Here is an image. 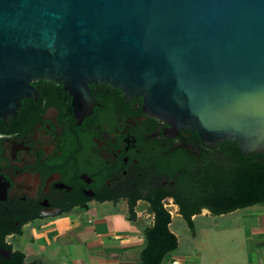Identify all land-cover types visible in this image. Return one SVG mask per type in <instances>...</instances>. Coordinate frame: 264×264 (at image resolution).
I'll list each match as a JSON object with an SVG mask.
<instances>
[{
    "label": "water",
    "instance_id": "1",
    "mask_svg": "<svg viewBox=\"0 0 264 264\" xmlns=\"http://www.w3.org/2000/svg\"><path fill=\"white\" fill-rule=\"evenodd\" d=\"M40 80L79 117L104 84L172 136L264 154V0H0V120Z\"/></svg>",
    "mask_w": 264,
    "mask_h": 264
},
{
    "label": "flooded vegetation",
    "instance_id": "2",
    "mask_svg": "<svg viewBox=\"0 0 264 264\" xmlns=\"http://www.w3.org/2000/svg\"><path fill=\"white\" fill-rule=\"evenodd\" d=\"M32 85L37 98L23 100L9 122L0 120V264H51L39 230L103 204L126 205L131 226L141 235L135 237L141 252L156 218L149 201L182 216L177 179L185 153L201 188L214 173L216 158L227 167V158L217 157L216 146L204 145L196 132L170 135L166 123L144 111L141 97L128 99L118 89L95 84L96 104L79 117L61 86L47 80ZM140 206L150 218L143 226ZM204 213L208 220L214 217L204 207L193 218ZM33 245L47 248L48 257L35 253Z\"/></svg>",
    "mask_w": 264,
    "mask_h": 264
},
{
    "label": "rangeland",
    "instance_id": "3",
    "mask_svg": "<svg viewBox=\"0 0 264 264\" xmlns=\"http://www.w3.org/2000/svg\"><path fill=\"white\" fill-rule=\"evenodd\" d=\"M168 209L172 211L170 229L178 238L180 251L175 256L176 262L167 264H264V245L260 249L257 245L264 243V205L254 206L249 210H238L209 220L210 215L208 213L193 218L198 225L195 237L191 234L183 217L177 214L174 208ZM145 210V206H140L137 209L141 215L139 226H143L145 221H150L149 212ZM115 216L128 219L130 214L126 205H97L87 214L70 217V219L55 223L56 226L52 225L39 230L40 238L43 237L49 241L48 251L52 256L50 247H53L54 244H51L53 241L51 232L56 228L59 232L63 230V233H68L66 228L71 227L68 234L71 244L61 247L59 245L54 246L55 250L52 249V252L55 259L53 256L52 258L49 257L52 259L50 263L89 264L94 262L93 258L106 253L108 244H103L104 241H115L114 234L111 233L112 228L123 227L120 220ZM132 226L133 228L129 229L127 233L120 230L119 232L132 239L125 246H132L133 248L129 251L126 250L128 248H121V251H116V249L109 251L119 254V259L123 260V258L128 257L127 260H134L137 264L141 246L134 247V244H138L135 237L141 238V235L136 232L135 225ZM90 242L93 243V246H90ZM131 242L133 243L131 244ZM32 248L35 253L48 257L47 248L38 245H33ZM24 251L26 254L29 252L28 245L24 247ZM74 261H78V263H74Z\"/></svg>",
    "mask_w": 264,
    "mask_h": 264
},
{
    "label": "trees",
    "instance_id": "4",
    "mask_svg": "<svg viewBox=\"0 0 264 264\" xmlns=\"http://www.w3.org/2000/svg\"><path fill=\"white\" fill-rule=\"evenodd\" d=\"M213 148L217 157L221 154L227 158V167L216 158L214 173L206 179L205 188L197 184L191 159L186 153L182 175L177 179L182 191L178 197L181 214L194 237L198 225L193 216L204 207L219 218L223 214L264 205V154H244L237 143L229 142L220 143ZM149 202L155 213V224L146 230L137 264L174 263L175 256L180 251V243L170 229L172 217L159 201ZM134 205L131 204V218L135 217Z\"/></svg>",
    "mask_w": 264,
    "mask_h": 264
},
{
    "label": "crops",
    "instance_id": "5",
    "mask_svg": "<svg viewBox=\"0 0 264 264\" xmlns=\"http://www.w3.org/2000/svg\"><path fill=\"white\" fill-rule=\"evenodd\" d=\"M249 209L250 208L245 209V210H249ZM115 217H117V219L120 220V223L122 224V226H123L122 228L123 229L122 228H117V227H113L112 228L113 230H111V233L114 234L115 241L114 242H109L108 240L104 241L105 243H103V244H105V245L108 244V246H106V251H105L106 253L99 254L97 256V258H93L92 259L94 262H91L89 264H135L134 260H131V259L130 260L129 259L127 260L126 258H128V257L123 258V260L122 259H119L120 258L119 254H117L116 252H110L109 251V250H112V249H114V250L116 249V251H117V250H120L121 248L122 249L128 248L126 250L129 251V250H131L133 248L132 246H130V247H126L125 246V244L128 243V242H130V240H132V239H130L129 236H126L124 234H120V232H119V230H120V231H124L123 233H125V232L127 233V231H129V229L132 227L131 226L130 216H128V219H122L121 217H118V216H115ZM66 219H70V218H64L63 220H66ZM60 221H57L56 224L57 223H60ZM66 230L70 232L71 231V227H68V229L66 228ZM62 231L59 232V230L55 228L51 232L52 237H53V241H52L51 244H54V246H58L59 245L60 247L63 246V245L71 244L70 237L68 236L69 232L68 233H66V232L63 233ZM122 235H124V236H122ZM42 239H43V237H42ZM46 241H47V239H46ZM48 243H49V241H47V244ZM132 243L133 242H131V244ZM92 244L93 243L90 242V246H93ZM134 245H137V244H134ZM257 245L259 246V249H260V248L263 247L264 243L263 242L262 243H258ZM54 246L53 247H50V250H51V253L53 254L52 256L55 259V255L52 252V249L55 250L54 249ZM47 247L49 248V244H48ZM74 263H78V261H74Z\"/></svg>",
    "mask_w": 264,
    "mask_h": 264
}]
</instances>
